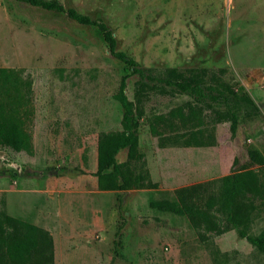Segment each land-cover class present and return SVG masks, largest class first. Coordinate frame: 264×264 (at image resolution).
I'll use <instances>...</instances> for the list:
<instances>
[{"label": "rangeland", "instance_id": "obj_1", "mask_svg": "<svg viewBox=\"0 0 264 264\" xmlns=\"http://www.w3.org/2000/svg\"><path fill=\"white\" fill-rule=\"evenodd\" d=\"M105 22L118 49L153 71L196 69L204 83L246 91L258 111L235 131L220 121L202 146L161 140L145 116L193 100L155 88L140 97L135 75L110 55L101 32L66 14L18 0H0V67L30 80L24 128L31 152L0 146V212L48 230L54 264H264V254L234 229L200 236L187 218L157 211L166 192L261 167L264 155V0H58ZM126 79L135 110L138 150L146 170L139 185L98 186L97 141L120 131L115 99ZM210 120V110L203 108ZM125 159V155L120 156ZM264 175L262 176V178ZM133 183V182H132ZM248 232L264 229V189L252 199Z\"/></svg>", "mask_w": 264, "mask_h": 264}, {"label": "trees", "instance_id": "obj_2", "mask_svg": "<svg viewBox=\"0 0 264 264\" xmlns=\"http://www.w3.org/2000/svg\"><path fill=\"white\" fill-rule=\"evenodd\" d=\"M45 10L64 13L81 25L96 27L102 35L108 52L135 75L140 85V97L147 96L155 88L186 95L193 100L185 108L176 106L165 113L146 115L150 133L161 140L185 146L209 144L213 136L206 133L220 121H229L235 133L243 117H251L258 111L246 91H239L221 83H204L198 70L165 68L153 71L143 67L126 52L118 49L117 39L103 21L65 7L58 0H18ZM19 69L0 67V146L15 151L31 152L30 134L24 128L25 101L30 93V80L19 75ZM123 77L114 94L122 113L120 131L101 132L97 141L98 186L103 189H126L147 177V171L137 170L134 162L143 163V154L138 150V135L135 110L141 98L130 100L125 93ZM210 110V120L203 113ZM124 154L125 159L120 156ZM249 157L261 167L226 174L203 183H195L166 192L149 201V206L163 213L187 218L200 236L220 234L234 229L251 245L264 254V229L258 234L248 232L254 218L252 199L260 197L264 189V155L257 149L249 151ZM138 166V165H137ZM133 182V183H132ZM0 202H3L0 200ZM0 264H54V241L48 230L32 222L0 212ZM238 264V263H232Z\"/></svg>", "mask_w": 264, "mask_h": 264}]
</instances>
